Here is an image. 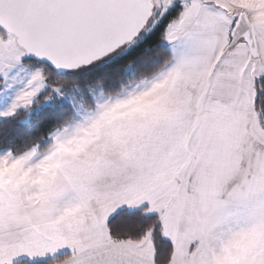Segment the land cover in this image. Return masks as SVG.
<instances>
[{
  "label": "snow or ice",
  "instance_id": "1",
  "mask_svg": "<svg viewBox=\"0 0 264 264\" xmlns=\"http://www.w3.org/2000/svg\"><path fill=\"white\" fill-rule=\"evenodd\" d=\"M0 264H264V0H0Z\"/></svg>",
  "mask_w": 264,
  "mask_h": 264
}]
</instances>
